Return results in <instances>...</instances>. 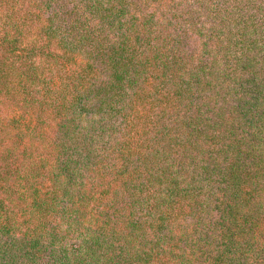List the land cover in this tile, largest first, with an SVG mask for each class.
<instances>
[{
	"label": "trees",
	"instance_id": "trees-1",
	"mask_svg": "<svg viewBox=\"0 0 264 264\" xmlns=\"http://www.w3.org/2000/svg\"><path fill=\"white\" fill-rule=\"evenodd\" d=\"M0 264H264V0H0Z\"/></svg>",
	"mask_w": 264,
	"mask_h": 264
},
{
	"label": "rangeland",
	"instance_id": "rangeland-1",
	"mask_svg": "<svg viewBox=\"0 0 264 264\" xmlns=\"http://www.w3.org/2000/svg\"><path fill=\"white\" fill-rule=\"evenodd\" d=\"M215 2H217V0H204V3L215 4ZM186 4H190V3H186Z\"/></svg>",
	"mask_w": 264,
	"mask_h": 264
}]
</instances>
